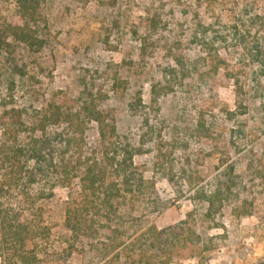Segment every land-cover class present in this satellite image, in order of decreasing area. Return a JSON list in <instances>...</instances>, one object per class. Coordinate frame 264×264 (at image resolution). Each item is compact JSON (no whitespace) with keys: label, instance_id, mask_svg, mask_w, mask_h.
<instances>
[{"label":"rangeland","instance_id":"rangeland-1","mask_svg":"<svg viewBox=\"0 0 264 264\" xmlns=\"http://www.w3.org/2000/svg\"><path fill=\"white\" fill-rule=\"evenodd\" d=\"M18 22L14 0H0V152L26 146L54 105L76 125L47 127L74 140L53 144L44 178L16 185L0 170V217L30 229L21 243L0 224V264H264V0H44L40 47L3 40ZM87 105L141 177L118 210L122 237L184 221L169 254L100 260L102 234L73 240L64 226L76 173L102 149Z\"/></svg>","mask_w":264,"mask_h":264},{"label":"trees","instance_id":"trees-1","mask_svg":"<svg viewBox=\"0 0 264 264\" xmlns=\"http://www.w3.org/2000/svg\"><path fill=\"white\" fill-rule=\"evenodd\" d=\"M44 0H14L15 11L19 22L6 24L1 31V36H11L14 40L23 42L25 45H35L40 47L43 39L37 37L33 32V24L39 16V10ZM86 110L92 114L97 122V134L101 140V153L95 159L85 162L78 169L76 176L77 191L74 195L67 193V199L63 201V223L70 232L73 240L81 238L97 237L100 234V243L102 253L99 259L102 260L110 252L119 255L123 249L134 250L139 246L143 251L139 255H144L147 250L152 252L151 255L157 257L161 254H169V249L176 237V231L170 232V229L179 228L184 223L158 229L153 224H148L142 233L129 235L130 241L126 243V238L122 237L121 226L118 225V210L120 204L126 201L129 194H133L139 190L141 177L134 171L131 156L134 151L126 144V146L117 145L115 139L113 141L106 140L107 132L114 133V123L106 122L101 112L95 111L90 105ZM40 118H37L32 125L33 132L39 131L38 135L31 136L26 146H15L10 154L0 152V170L6 171L17 185L18 181L24 179L28 183H33L48 175L49 169L55 170L56 163L53 162L51 151H54L53 144L57 139L62 141L64 145H69L74 140L73 135L55 133L53 135L47 129L50 124H57L61 120H66L69 126L76 125L73 118L64 115L58 106L50 109H44L39 112ZM38 114V115H39ZM19 114H13V118H19ZM65 118V119H64ZM18 120V119H17ZM7 119L4 118L2 124H6ZM17 122V121H16ZM4 126V125H2ZM21 156V157H20ZM31 160V165L28 164ZM232 168V166H230ZM231 171V170H230ZM68 173V174H67ZM70 171H66L62 176L69 181ZM230 174V172H229ZM24 175V176H23ZM138 175V176H137ZM62 184V183H60ZM70 186V185H69ZM229 190V186L226 187ZM22 191V190H21ZM20 191V192H21ZM221 191L217 189L213 194L206 195L207 208L211 207L214 200L219 198ZM0 217V224L5 232L11 234L18 242L24 241V234L29 232V225L21 222L19 218H11V213L3 210ZM15 213V212H14ZM102 232V233H101ZM105 250V251H104ZM150 255V256H151ZM169 257L162 260V264H169Z\"/></svg>","mask_w":264,"mask_h":264}]
</instances>
